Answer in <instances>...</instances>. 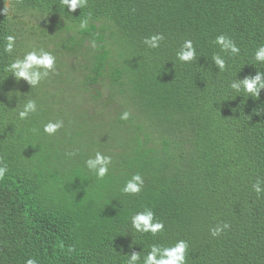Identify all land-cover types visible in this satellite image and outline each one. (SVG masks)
<instances>
[{
	"label": "trees",
	"instance_id": "trees-1",
	"mask_svg": "<svg viewBox=\"0 0 264 264\" xmlns=\"http://www.w3.org/2000/svg\"><path fill=\"white\" fill-rule=\"evenodd\" d=\"M155 34L164 40L149 49L143 40ZM220 35L238 56L220 52ZM186 40L191 64L176 58ZM261 46L264 0H88L75 13L60 0L13 3L10 18L0 14V264H127L132 252L143 264L151 245L179 240L188 264H264V193L252 190L257 180L264 188V90L253 100L230 87L264 72L254 60ZM41 48L58 75L39 87L5 70ZM28 100L37 112L21 121ZM58 120L64 127L45 135ZM97 152L112 158L102 181L85 166ZM137 173L142 192L123 195ZM145 209L165 225L157 237L131 227ZM222 223L230 229L213 238Z\"/></svg>",
	"mask_w": 264,
	"mask_h": 264
},
{
	"label": "clouds",
	"instance_id": "clouds-1",
	"mask_svg": "<svg viewBox=\"0 0 264 264\" xmlns=\"http://www.w3.org/2000/svg\"><path fill=\"white\" fill-rule=\"evenodd\" d=\"M13 3L23 4V0H4V9L0 14L10 18ZM60 3L69 13H75L77 10L84 9L88 6V0H60ZM90 19L91 16L89 15L81 20L79 25L80 31H86L88 29ZM163 40V34H155L145 38L143 44L149 49L154 50L160 47ZM214 43L219 46L220 52L222 53L230 56H238L240 54V49L235 41L227 36H218ZM90 44L93 49L96 48L95 41H91ZM15 45V36L8 35L5 38L4 53L11 55L15 51ZM176 58L184 64H191L197 59L196 49L191 40H186L183 43L181 49L176 54ZM254 60L256 63L264 64V46L256 50ZM212 62L220 72L227 69V64L219 53L213 55ZM5 70L12 73V76L17 82L23 80L31 88L39 87L42 82L49 78L50 74L58 75L56 57L43 48L39 51L33 49L27 52L22 59L17 58L12 61ZM230 87L237 93L243 91L245 95L251 97L253 100H259L261 90H264V72L257 71L254 77L247 76L243 80L231 83ZM36 112V101L28 100L24 104L23 110L18 113V118L24 121ZM130 116L131 114L129 112H123L120 115V119L127 121L130 119ZM63 127L64 123L62 120L48 122L44 125L43 132L45 135L51 137L55 136ZM111 164L112 158L110 156H105L97 152L94 158H90L86 161L85 166L90 172L94 173L97 180L102 181L108 176ZM0 165H2L0 166V181H3L8 173V167L3 163L2 159H0ZM261 184L262 181L257 180L252 186V190L258 199L261 197V194L264 193V188L261 187ZM143 187L144 180L142 176L137 173L126 181L121 192L125 196H139ZM131 227L135 232L141 235L150 234L152 237H157L165 231V225L156 219L155 213L150 209H145L143 212L133 215L131 217ZM228 229H230L229 224H218L210 230V235L213 238H218ZM60 247L63 249L64 246L61 245ZM188 249L189 245L184 240H179L174 245L167 247L153 244L150 247V251H148L147 255L144 257L143 264H188ZM67 251L73 253L76 250L75 248L69 247ZM128 257L127 264H140V253L132 252ZM26 264H37V261L35 258H28Z\"/></svg>",
	"mask_w": 264,
	"mask_h": 264
}]
</instances>
